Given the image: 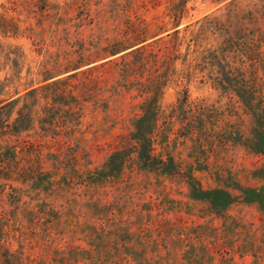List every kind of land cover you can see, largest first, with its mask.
Returning <instances> with one entry per match:
<instances>
[{
    "label": "rangeland",
    "instance_id": "374dc122",
    "mask_svg": "<svg viewBox=\"0 0 264 264\" xmlns=\"http://www.w3.org/2000/svg\"><path fill=\"white\" fill-rule=\"evenodd\" d=\"M0 21V264H264V0H0ZM141 41H160L153 144L171 166L145 171L127 146L111 172L134 88L47 131L28 93Z\"/></svg>",
    "mask_w": 264,
    "mask_h": 264
},
{
    "label": "trees",
    "instance_id": "16d2710c",
    "mask_svg": "<svg viewBox=\"0 0 264 264\" xmlns=\"http://www.w3.org/2000/svg\"><path fill=\"white\" fill-rule=\"evenodd\" d=\"M3 23V21H0L1 29L5 28ZM143 42L141 41L136 46L131 47L130 49L132 50L130 51H128L129 49H123L119 52L118 50L111 51L103 56L79 62L66 72L67 76L41 85L28 93L30 98L34 96L45 102L46 107L43 110L44 117L41 122L43 123V130L47 131L50 129L47 126L57 128L65 126L68 118L77 114L73 110L78 109L82 102H100L102 105L111 103L117 106L118 87L121 89V99H124L123 97L125 96L122 89L127 91L126 95H130V90L134 88L137 97L143 98L138 106L140 114L132 122V131L124 137V139H127L126 143H119L122 148L118 150V143L114 145L115 152L111 154L108 162V168L111 172L117 165L116 160L118 161L117 166L120 172V163H123L122 157L127 146L135 148L139 168L145 171H157L161 169L158 165L164 171L163 169H166V166H171V160L163 162L161 157L156 159L153 144L157 123L160 118L157 103L165 85V81H160L162 76H154V73L157 72L156 64L159 62L157 57L161 51V48L154 46H157L160 41L142 45ZM118 54L121 55L118 56ZM58 103H62V106L65 108L64 115L59 114L60 107H56ZM11 104L8 103L1 106L0 112ZM30 115L27 107L24 106L15 120L16 128L20 127L23 129L22 131H26ZM188 131L190 130L188 129ZM61 138L62 136L59 133H55L53 141L59 143L62 140ZM29 144L31 145V143ZM95 147L99 148V145ZM88 149V153L91 154L92 147ZM194 193V195L198 194V198L207 200L218 210L227 208L233 201L229 194L220 190L205 192L201 188L200 190L196 189L195 186ZM25 261V264H40V262L29 257Z\"/></svg>",
    "mask_w": 264,
    "mask_h": 264
}]
</instances>
